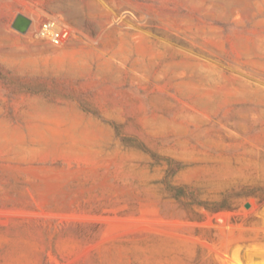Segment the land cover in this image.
<instances>
[{
	"label": "rangeland",
	"instance_id": "1",
	"mask_svg": "<svg viewBox=\"0 0 264 264\" xmlns=\"http://www.w3.org/2000/svg\"><path fill=\"white\" fill-rule=\"evenodd\" d=\"M0 264H264V0H0Z\"/></svg>",
	"mask_w": 264,
	"mask_h": 264
},
{
	"label": "built area",
	"instance_id": "2",
	"mask_svg": "<svg viewBox=\"0 0 264 264\" xmlns=\"http://www.w3.org/2000/svg\"><path fill=\"white\" fill-rule=\"evenodd\" d=\"M33 35L36 39L53 46H63L73 39L74 32L62 19L49 16L35 26Z\"/></svg>",
	"mask_w": 264,
	"mask_h": 264
},
{
	"label": "water",
	"instance_id": "3",
	"mask_svg": "<svg viewBox=\"0 0 264 264\" xmlns=\"http://www.w3.org/2000/svg\"><path fill=\"white\" fill-rule=\"evenodd\" d=\"M31 24V19H29L23 14H19L13 23V28L22 33H26L29 30Z\"/></svg>",
	"mask_w": 264,
	"mask_h": 264
}]
</instances>
